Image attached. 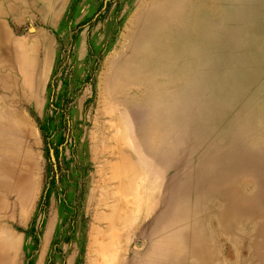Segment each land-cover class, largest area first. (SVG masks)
Listing matches in <instances>:
<instances>
[{"label":"rangeland","instance_id":"374dc122","mask_svg":"<svg viewBox=\"0 0 264 264\" xmlns=\"http://www.w3.org/2000/svg\"><path fill=\"white\" fill-rule=\"evenodd\" d=\"M0 264H264V0H0Z\"/></svg>","mask_w":264,"mask_h":264},{"label":"bare ground","instance_id":"6f19581e","mask_svg":"<svg viewBox=\"0 0 264 264\" xmlns=\"http://www.w3.org/2000/svg\"><path fill=\"white\" fill-rule=\"evenodd\" d=\"M195 16V15H194ZM195 18V17H194ZM192 20V19H191ZM196 20V19H195ZM193 21V20H192ZM176 44V43H175ZM165 48H166V50H165V53L167 54L166 56H170V55H168V54H171L172 52H173V50H172V52H171V49H170V46L169 45H166L165 46ZM179 50H180V48H179ZM178 50V51H179ZM172 56V55H171ZM170 56V57H171ZM174 56V55H173ZM168 59V58H167ZM168 68V67H167ZM166 70V69H165Z\"/></svg>","mask_w":264,"mask_h":264},{"label":"water","instance_id":"95a60500","mask_svg":"<svg viewBox=\"0 0 264 264\" xmlns=\"http://www.w3.org/2000/svg\"><path fill=\"white\" fill-rule=\"evenodd\" d=\"M137 243H139V242H137Z\"/></svg>","mask_w":264,"mask_h":264},{"label":"crops","instance_id":"0c3cea01","mask_svg":"<svg viewBox=\"0 0 264 264\" xmlns=\"http://www.w3.org/2000/svg\"><path fill=\"white\" fill-rule=\"evenodd\" d=\"M142 243V242H141Z\"/></svg>","mask_w":264,"mask_h":264}]
</instances>
